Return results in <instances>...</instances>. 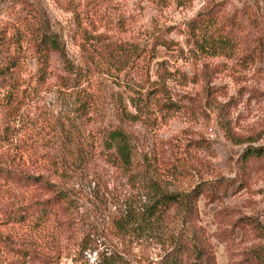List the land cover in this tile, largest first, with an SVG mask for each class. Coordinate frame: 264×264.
Segmentation results:
<instances>
[{
  "label": "rangeland",
  "instance_id": "rangeland-1",
  "mask_svg": "<svg viewBox=\"0 0 264 264\" xmlns=\"http://www.w3.org/2000/svg\"><path fill=\"white\" fill-rule=\"evenodd\" d=\"M34 12L73 68L52 53L40 70ZM205 12L204 30H192ZM205 32L231 48L204 51ZM157 36L174 45L156 47L150 80L163 63L179 109L121 123L115 103H129L140 75L117 72L89 44L150 47ZM0 41V63L15 60L19 84L18 112H0V166L56 190L0 176V264H154L179 228L175 209L164 221L143 215L154 190L209 181L220 182L217 194L201 195L197 206L216 264H260L249 253L264 249V0H0ZM5 85L0 79L1 103ZM117 126L131 135V169L106 155L104 133ZM252 148L261 156L246 163ZM46 200L56 204L47 221L8 219Z\"/></svg>",
  "mask_w": 264,
  "mask_h": 264
},
{
  "label": "trees",
  "instance_id": "trees-1",
  "mask_svg": "<svg viewBox=\"0 0 264 264\" xmlns=\"http://www.w3.org/2000/svg\"><path fill=\"white\" fill-rule=\"evenodd\" d=\"M206 13L209 16L202 18L204 15L199 14L189 23L192 30H204L206 20L211 19L210 12ZM32 16L34 19L37 18L39 24L34 42L40 70L43 72L47 70L49 57L52 53L58 54L66 65L70 67L66 52L61 46L58 36L50 30L48 21L44 20L36 12L32 13ZM88 34H92H86L88 38H91ZM203 35L205 36L203 48H205L204 51L206 52L211 49L212 53L217 51L218 53H224L227 48H231V42L228 38L222 36L217 38L209 37L207 32ZM101 41V39H97V44L93 42L89 44L90 55H92V51L103 55L111 65L116 66L117 72L135 70L142 81V84H138L137 88L132 89L133 95L129 97V103L121 99L116 101V114L121 123L139 122L140 116L148 118L154 110L166 114L165 112L179 109L177 103L171 99L170 91L166 84L167 78L172 73L167 71L163 63H159L157 78L151 81L149 75V65L154 58L156 47L162 46L169 50L173 49L174 43L172 41L162 36H157L152 40L150 47H141L133 42H110L105 45L100 44ZM0 44H2V41H0ZM107 45H109L110 49ZM15 67L14 59L0 63V79L5 80V86H7V94H4L5 102H0V112H3L8 117H11L19 110L18 100L14 97V92L19 86L18 77L15 75ZM104 135L106 155L111 157L113 164L123 169H131L135 158L131 135L122 126L110 129ZM255 156L259 157L261 155L257 152V149L252 148L246 151L243 161L248 163ZM0 176L22 186L35 185L41 182L48 188H55L41 176H23L1 166ZM220 185L219 181H209L199 184L187 192L154 190L152 202L143 214L146 215L147 220L164 221L171 209L176 210L179 218V228L171 246L154 264H216L214 249L208 241L204 229L199 224L197 203L201 195L211 197L215 194L216 196V190ZM58 193L59 197L57 196V199H67L66 193L61 191H58ZM55 207V203L47 200L44 202L34 201L21 209L20 212L9 213L8 219L13 222H26L29 217L36 214L34 223L45 222L54 214ZM249 254L250 258H258L261 261L260 264H264V249H253Z\"/></svg>",
  "mask_w": 264,
  "mask_h": 264
}]
</instances>
